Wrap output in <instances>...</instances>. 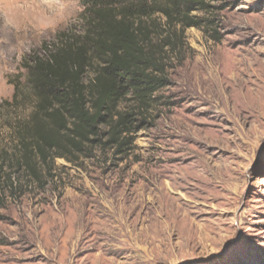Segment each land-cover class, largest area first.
<instances>
[{"label":"rangeland","instance_id":"374dc122","mask_svg":"<svg viewBox=\"0 0 264 264\" xmlns=\"http://www.w3.org/2000/svg\"><path fill=\"white\" fill-rule=\"evenodd\" d=\"M85 2L0 0V103ZM211 2L218 37L186 30L128 160H57L46 188L7 192L0 264H264V0Z\"/></svg>","mask_w":264,"mask_h":264},{"label":"trees","instance_id":"16d2710c","mask_svg":"<svg viewBox=\"0 0 264 264\" xmlns=\"http://www.w3.org/2000/svg\"><path fill=\"white\" fill-rule=\"evenodd\" d=\"M211 1L86 0L81 29L25 58V81L14 79L12 99L0 103V206L7 192L46 188L57 160H128L133 135L187 60L186 30L218 37L225 9Z\"/></svg>","mask_w":264,"mask_h":264},{"label":"bare ground","instance_id":"6f19581e","mask_svg":"<svg viewBox=\"0 0 264 264\" xmlns=\"http://www.w3.org/2000/svg\"><path fill=\"white\" fill-rule=\"evenodd\" d=\"M174 209V208H173Z\"/></svg>","mask_w":264,"mask_h":264}]
</instances>
